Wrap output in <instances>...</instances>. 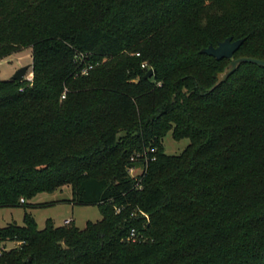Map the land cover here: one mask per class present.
I'll return each mask as SVG.
<instances>
[{"label": "trees", "instance_id": "1", "mask_svg": "<svg viewBox=\"0 0 264 264\" xmlns=\"http://www.w3.org/2000/svg\"><path fill=\"white\" fill-rule=\"evenodd\" d=\"M229 36L264 59V0H0V60L32 59L0 80V208L69 186L101 214L24 211L0 264H264V67L211 89L230 59L200 52Z\"/></svg>", "mask_w": 264, "mask_h": 264}, {"label": "rangeland", "instance_id": "2", "mask_svg": "<svg viewBox=\"0 0 264 264\" xmlns=\"http://www.w3.org/2000/svg\"><path fill=\"white\" fill-rule=\"evenodd\" d=\"M31 49L23 47L2 60H0V80L8 79L21 66L31 64ZM32 79L31 66L24 79ZM189 144L188 139L176 141L168 132L163 138V147L167 155H179ZM138 170L132 175L135 176ZM72 199V190L69 186L56 190L53 193H40L34 199L27 201V204H47L45 207L24 208V207H3L0 208V228L9 224H22L24 211L31 214L39 230L45 227V222L51 219L55 226L61 225L63 218L70 217L78 229H83L87 222H97L101 220V214L96 206H72L67 201ZM23 203V200H21ZM49 204H53L50 205ZM18 246L16 242H0L1 251H8Z\"/></svg>", "mask_w": 264, "mask_h": 264}, {"label": "water", "instance_id": "3", "mask_svg": "<svg viewBox=\"0 0 264 264\" xmlns=\"http://www.w3.org/2000/svg\"><path fill=\"white\" fill-rule=\"evenodd\" d=\"M243 40V38L232 40V37L229 36L224 40L220 41L216 46L210 44L207 47L201 48L200 52L211 55L218 60L222 58L230 59L229 63L224 68V70L217 74V81L214 83L211 89L215 88L218 84L223 82L242 62H250L258 66L264 67V59H258L253 57L233 58L234 52L239 48ZM30 66L31 64H26L24 66L19 67L9 79L22 81L25 78V75ZM152 72V69H148L147 73L145 74V77L151 76Z\"/></svg>", "mask_w": 264, "mask_h": 264}, {"label": "built area", "instance_id": "4", "mask_svg": "<svg viewBox=\"0 0 264 264\" xmlns=\"http://www.w3.org/2000/svg\"><path fill=\"white\" fill-rule=\"evenodd\" d=\"M90 67H91V66H89L88 68H90ZM86 71H87V69L84 68V69L81 71V73H86ZM27 80H29V79L27 78ZM30 80H31V79H30ZM62 97H64V95H62ZM132 160H133V159H132ZM134 171H135L134 168L130 169V170H129V174H130L131 176H133L132 173H133ZM21 202H22V201H21ZM142 215L145 216V218L147 219V216H146L145 214L142 213ZM135 237H136V235H135V233L132 231V232L130 233L129 238L134 239Z\"/></svg>", "mask_w": 264, "mask_h": 264}, {"label": "crops", "instance_id": "5", "mask_svg": "<svg viewBox=\"0 0 264 264\" xmlns=\"http://www.w3.org/2000/svg\"><path fill=\"white\" fill-rule=\"evenodd\" d=\"M34 199V198H33ZM32 200V199H31ZM70 221H73L70 217H68V219H66V218H63L62 220H61V225H63V224H67L68 222H70Z\"/></svg>", "mask_w": 264, "mask_h": 264}]
</instances>
